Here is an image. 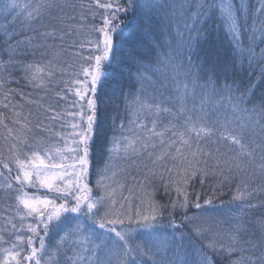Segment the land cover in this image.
I'll list each match as a JSON object with an SVG mask.
<instances>
[{
  "label": "snow or ice",
  "instance_id": "obj_1",
  "mask_svg": "<svg viewBox=\"0 0 264 264\" xmlns=\"http://www.w3.org/2000/svg\"><path fill=\"white\" fill-rule=\"evenodd\" d=\"M24 87L67 105H41L55 143L9 126ZM101 93L125 109L102 142ZM0 126V264H264V0H0Z\"/></svg>",
  "mask_w": 264,
  "mask_h": 264
},
{
  "label": "trees",
  "instance_id": "obj_2",
  "mask_svg": "<svg viewBox=\"0 0 264 264\" xmlns=\"http://www.w3.org/2000/svg\"><path fill=\"white\" fill-rule=\"evenodd\" d=\"M84 2H87V0H84ZM253 3H258V0H252ZM98 22V18H97ZM211 44L217 48L221 54H227L230 50V46L228 43V39L225 37L223 31L219 33V35H216L215 33L210 38ZM68 63L75 64L76 61L73 57L67 56L66 57ZM73 71L72 68L67 69V74L63 76V80H69L71 78L70 73ZM17 77L19 76V73H14ZM23 85V82H21V85L13 84L11 85L13 88L18 89ZM63 85L61 84L60 87ZM106 87V91H107ZM23 91L26 93H31V99L38 101V103H28L27 98L25 100H21L19 96L14 97V102L17 105L16 110L21 111L23 113V116L19 119L24 120L25 123H29V127L31 131H27L26 129H21L20 125L12 124L11 121L13 119H16V117L13 115L11 109L5 110L7 115V122L9 123V126L12 127L15 130H18V133H24L29 137V142L32 144H35L38 140H49L51 139L53 143L56 142V138L52 135V129L55 131L60 130V122L59 121H50L46 119V113L44 111V107L48 105H52L53 108H56L58 111H62L67 105L62 100H57V98L54 95L55 88L48 92H37L30 88L24 87ZM110 94V93H109ZM102 99L104 103L101 104L100 108V120H101V131L98 135L99 141H104L108 138H110L113 135V131L111 128L113 118H117V121L119 119H122L125 116V109H124V102L119 96L114 98L113 100H109L108 96L103 95L101 93ZM43 105L44 107H42ZM31 113V115H29ZM26 118V119H25ZM163 120L165 123H167V117H163ZM6 135L5 129H3L2 126H0V148H4L6 150L7 142L4 141L3 136ZM215 145H212L209 143V147H214ZM118 167L127 169L128 172H131L132 174H135V166L131 165L128 162H122L117 161ZM6 172V170H4ZM124 173L122 172L120 174V179H124ZM219 178L216 177H209L206 184L203 187L197 186L196 191L201 193V196L205 194H210V188L215 186V183L217 182ZM92 180H95V176L92 177ZM240 176L237 174L236 178L231 183V188L234 189L239 183ZM2 179H0V183H2ZM256 184H260L261 181L259 178L255 181ZM127 184L129 186L133 185V181L128 178ZM31 191V190H30ZM127 195V193H125ZM261 198H264V193H258L255 197H253V202L258 203ZM231 201V194L229 192L228 186L225 188V195L222 196L220 199L215 200L214 204L218 208H222L224 211H227L229 208H233L235 205L233 203H230ZM13 201L11 197H8L4 194V192L0 191V218H4L11 214V210L13 208ZM251 217L253 219L259 218L262 214H264V209L256 208L250 210Z\"/></svg>",
  "mask_w": 264,
  "mask_h": 264
},
{
  "label": "rangeland",
  "instance_id": "obj_3",
  "mask_svg": "<svg viewBox=\"0 0 264 264\" xmlns=\"http://www.w3.org/2000/svg\"><path fill=\"white\" fill-rule=\"evenodd\" d=\"M21 3L25 2V0H20Z\"/></svg>",
  "mask_w": 264,
  "mask_h": 264
}]
</instances>
